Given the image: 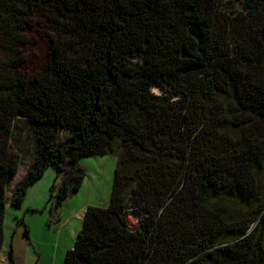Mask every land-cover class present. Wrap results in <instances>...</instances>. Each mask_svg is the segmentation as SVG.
I'll list each match as a JSON object with an SVG mask.
<instances>
[{"label": "trees", "instance_id": "trees-1", "mask_svg": "<svg viewBox=\"0 0 264 264\" xmlns=\"http://www.w3.org/2000/svg\"><path fill=\"white\" fill-rule=\"evenodd\" d=\"M106 154L110 198L63 264H264V0H0V254L8 202L51 168L57 210Z\"/></svg>", "mask_w": 264, "mask_h": 264}, {"label": "rangeland", "instance_id": "rangeland-1", "mask_svg": "<svg viewBox=\"0 0 264 264\" xmlns=\"http://www.w3.org/2000/svg\"><path fill=\"white\" fill-rule=\"evenodd\" d=\"M51 33L53 32L45 18L41 14L38 15L35 26L27 33L26 60L21 72L33 74L47 63ZM153 89L158 92V89ZM27 145V143L24 145L25 149ZM26 161L23 160L18 173L9 181L8 197L14 184L23 177L24 171L26 172L28 164ZM79 163L84 170L81 186L68 194L59 209H51L54 201L50 193L56 174L49 170L47 173H50L49 175L52 177L48 183H44L47 193L39 196L40 200L44 199L41 209H28L23 224L12 225L13 217L9 220V214L8 217L6 216V223L9 222V227H17L12 239H10L11 233L6 229V237H10L7 241L8 244L5 245L8 247L11 242L12 259L14 256L15 264H63L66 250L74 246L78 231L82 227V217L73 220L74 211L78 210L80 206H104L108 203L117 164L116 156L113 154L90 155L81 158ZM46 174L40 180L46 179L48 177ZM11 208V204L8 202L7 209ZM24 211L25 209L23 213ZM130 221L131 225L139 223L138 218L134 216H130ZM74 223L77 224L78 229L71 236Z\"/></svg>", "mask_w": 264, "mask_h": 264}, {"label": "crops", "instance_id": "crops-1", "mask_svg": "<svg viewBox=\"0 0 264 264\" xmlns=\"http://www.w3.org/2000/svg\"><path fill=\"white\" fill-rule=\"evenodd\" d=\"M49 170L54 171L53 169L50 168L44 174H46ZM24 174H25V171H24V173L22 175H24ZM47 174H48V177H46V179L40 180L42 178V176H43L42 175L33 185H31L29 187L28 192H27L26 197H25V201H24L23 207L21 209H19V210H13V208H11L10 210L7 209L6 216L8 217V214H9V220L13 217L12 225L16 223V217H20V218H23V219L26 218V212H27L28 209H37V210L41 209V207H42L41 203H42V201H44V199L40 200L39 196L41 194L45 195L47 193L46 184H44V183H48L50 181L51 177H52V175H49L50 173H47ZM86 207L87 206H80L78 208V210L74 211L73 220L81 219V217L83 219ZM24 209H25V211L23 213ZM6 224H7V226H6ZM16 228H17L16 226L9 227V222L6 223V218H5V242H4V245H3V248H2V252L0 254V264H15L14 256H13V259H12L11 256H10V252H9L11 249L13 250V247L11 246V242H10L8 247L6 246L7 249L4 250V248H6L5 245L8 244L7 241L9 240V237H10V236L6 237V229L8 230L9 233H11L10 239H12V237L15 236ZM11 229H12V231H11ZM77 229H78L77 228V224L74 223L73 224V230L71 231V236L76 233ZM9 247H10V249H9Z\"/></svg>", "mask_w": 264, "mask_h": 264}, {"label": "water", "instance_id": "water-1", "mask_svg": "<svg viewBox=\"0 0 264 264\" xmlns=\"http://www.w3.org/2000/svg\"><path fill=\"white\" fill-rule=\"evenodd\" d=\"M191 33H192L195 37H197V38L199 39V41L201 40V33H200L198 27L193 26V27L191 28Z\"/></svg>", "mask_w": 264, "mask_h": 264}]
</instances>
